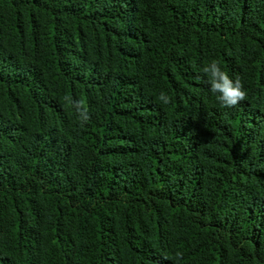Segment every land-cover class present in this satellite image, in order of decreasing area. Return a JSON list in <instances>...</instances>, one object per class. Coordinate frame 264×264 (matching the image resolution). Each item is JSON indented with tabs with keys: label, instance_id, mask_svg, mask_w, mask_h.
Wrapping results in <instances>:
<instances>
[{
	"label": "trees",
	"instance_id": "trees-1",
	"mask_svg": "<svg viewBox=\"0 0 264 264\" xmlns=\"http://www.w3.org/2000/svg\"><path fill=\"white\" fill-rule=\"evenodd\" d=\"M0 193V264H264V0H0Z\"/></svg>",
	"mask_w": 264,
	"mask_h": 264
},
{
	"label": "clouds",
	"instance_id": "clouds-1",
	"mask_svg": "<svg viewBox=\"0 0 264 264\" xmlns=\"http://www.w3.org/2000/svg\"><path fill=\"white\" fill-rule=\"evenodd\" d=\"M201 71L207 77L206 83L210 86V92L216 96L222 107L233 108L247 99V91L241 78L237 76L233 80L228 72L221 68L219 61L213 59L206 63ZM65 99L75 108L78 113V122L81 125L90 120V110L83 101L72 102L68 97ZM158 100L164 104L171 103V97L163 91L159 94ZM175 258L182 259V253L177 252Z\"/></svg>",
	"mask_w": 264,
	"mask_h": 264
},
{
	"label": "rangeland",
	"instance_id": "rangeland-1",
	"mask_svg": "<svg viewBox=\"0 0 264 264\" xmlns=\"http://www.w3.org/2000/svg\"><path fill=\"white\" fill-rule=\"evenodd\" d=\"M106 191V185L102 182L95 183L92 180H88V178L83 182L82 186L78 191L79 196H101ZM5 203V196L0 193V209L3 208Z\"/></svg>",
	"mask_w": 264,
	"mask_h": 264
}]
</instances>
